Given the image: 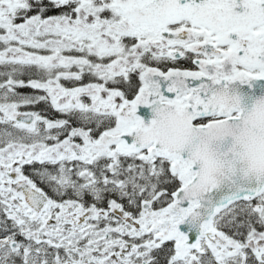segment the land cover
<instances>
[{
  "label": "snow or ice",
  "instance_id": "snow-or-ice-1",
  "mask_svg": "<svg viewBox=\"0 0 264 264\" xmlns=\"http://www.w3.org/2000/svg\"><path fill=\"white\" fill-rule=\"evenodd\" d=\"M0 264H264V0H0Z\"/></svg>",
  "mask_w": 264,
  "mask_h": 264
}]
</instances>
